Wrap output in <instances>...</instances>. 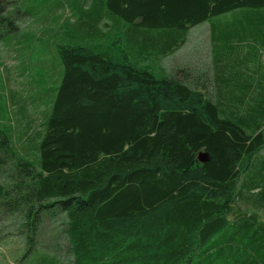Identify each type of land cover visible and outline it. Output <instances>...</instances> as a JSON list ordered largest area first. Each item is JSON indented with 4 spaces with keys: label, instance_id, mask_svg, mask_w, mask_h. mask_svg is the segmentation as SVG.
I'll use <instances>...</instances> for the list:
<instances>
[{
    "label": "trees",
    "instance_id": "16d2710c",
    "mask_svg": "<svg viewBox=\"0 0 264 264\" xmlns=\"http://www.w3.org/2000/svg\"><path fill=\"white\" fill-rule=\"evenodd\" d=\"M207 21L210 64L143 62ZM62 39L39 166L0 129V211L29 248L64 214L71 264H264V0H90Z\"/></svg>",
    "mask_w": 264,
    "mask_h": 264
},
{
    "label": "rangeland",
    "instance_id": "374dc122",
    "mask_svg": "<svg viewBox=\"0 0 264 264\" xmlns=\"http://www.w3.org/2000/svg\"><path fill=\"white\" fill-rule=\"evenodd\" d=\"M8 2L0 0L3 11L10 10ZM89 4L90 0H20L22 18L17 20L16 33L0 37V129L8 132L16 153L36 166L44 122L63 75L59 55L60 43L64 42L62 33L77 23ZM232 18L234 14L213 19ZM211 48L207 21L191 28L184 44L174 53L143 57V62L152 66L161 63L168 69L190 62L196 68L205 62L210 64ZM262 60L264 63V52ZM260 214L264 219V212ZM44 215L35 243L29 248L22 217L0 211V264H49L44 262L45 256L53 258L50 264H71L73 257L62 226L64 214Z\"/></svg>",
    "mask_w": 264,
    "mask_h": 264
},
{
    "label": "water",
    "instance_id": "95a60500",
    "mask_svg": "<svg viewBox=\"0 0 264 264\" xmlns=\"http://www.w3.org/2000/svg\"><path fill=\"white\" fill-rule=\"evenodd\" d=\"M199 158L202 160V161H207L209 160V154L207 152H201L200 155H199Z\"/></svg>",
    "mask_w": 264,
    "mask_h": 264
}]
</instances>
